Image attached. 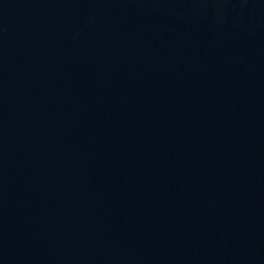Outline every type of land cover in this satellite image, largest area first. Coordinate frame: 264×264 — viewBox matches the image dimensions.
Listing matches in <instances>:
<instances>
[{"label": "water", "instance_id": "obj_1", "mask_svg": "<svg viewBox=\"0 0 264 264\" xmlns=\"http://www.w3.org/2000/svg\"><path fill=\"white\" fill-rule=\"evenodd\" d=\"M0 264H264V0H0Z\"/></svg>", "mask_w": 264, "mask_h": 264}]
</instances>
